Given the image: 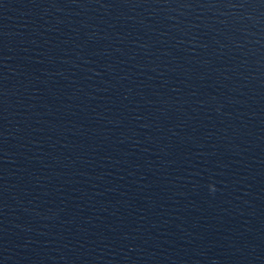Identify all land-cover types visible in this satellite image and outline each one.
<instances>
[{
    "label": "water",
    "instance_id": "1",
    "mask_svg": "<svg viewBox=\"0 0 264 264\" xmlns=\"http://www.w3.org/2000/svg\"><path fill=\"white\" fill-rule=\"evenodd\" d=\"M0 264H264V0H0Z\"/></svg>",
    "mask_w": 264,
    "mask_h": 264
},
{
    "label": "clouds",
    "instance_id": "2",
    "mask_svg": "<svg viewBox=\"0 0 264 264\" xmlns=\"http://www.w3.org/2000/svg\"><path fill=\"white\" fill-rule=\"evenodd\" d=\"M213 191H215V189H213Z\"/></svg>",
    "mask_w": 264,
    "mask_h": 264
}]
</instances>
